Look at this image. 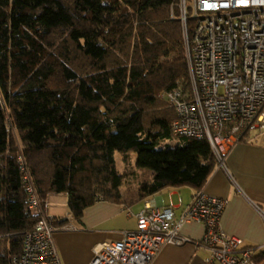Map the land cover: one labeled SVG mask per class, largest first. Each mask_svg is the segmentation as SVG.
<instances>
[{"label": "trees", "instance_id": "obj_1", "mask_svg": "<svg viewBox=\"0 0 264 264\" xmlns=\"http://www.w3.org/2000/svg\"><path fill=\"white\" fill-rule=\"evenodd\" d=\"M177 2L0 0V264L40 219L20 151L41 198L66 193L77 220L99 200L127 203L138 167L153 170L140 196L205 186L218 165L207 138L158 147L176 135L164 93L189 88Z\"/></svg>", "mask_w": 264, "mask_h": 264}, {"label": "built area", "instance_id": "obj_2", "mask_svg": "<svg viewBox=\"0 0 264 264\" xmlns=\"http://www.w3.org/2000/svg\"><path fill=\"white\" fill-rule=\"evenodd\" d=\"M189 88L164 93L176 111L172 130L178 136L207 138L218 164L226 168L231 148L253 133H264V0H178ZM28 209L40 215L25 235L23 250L10 264H64L57 231L77 230L72 216H51L22 151L19 154ZM226 198L198 190L181 219L172 206L149 205L137 214L136 229L97 247L89 264H150L165 244L194 243L208 250L202 264H264V244L245 245L222 227ZM264 218V212L259 209ZM206 227L195 239L181 233L184 222ZM261 250V257L256 254Z\"/></svg>", "mask_w": 264, "mask_h": 264}, {"label": "crops", "instance_id": "obj_3", "mask_svg": "<svg viewBox=\"0 0 264 264\" xmlns=\"http://www.w3.org/2000/svg\"><path fill=\"white\" fill-rule=\"evenodd\" d=\"M225 162L226 168L218 164L202 189L227 199L221 218L227 233L241 237L245 245H262L264 218L259 209L264 212V133H253L236 143ZM197 191L191 186L168 187L151 195H141L134 203L99 200L85 210L81 220L69 211L71 222L78 229L55 234L64 264H89L95 249L102 243L119 239L124 230L136 229L137 214L149 205L172 206L176 220L181 219ZM46 213L56 216L47 209ZM205 231V225L195 221L184 222L181 226L182 234L195 239H201ZM260 252L256 254L259 258ZM208 253L202 245L169 243L159 250L150 264H202Z\"/></svg>", "mask_w": 264, "mask_h": 264}, {"label": "rangeland", "instance_id": "obj_4", "mask_svg": "<svg viewBox=\"0 0 264 264\" xmlns=\"http://www.w3.org/2000/svg\"><path fill=\"white\" fill-rule=\"evenodd\" d=\"M182 137L175 135L171 138H165L160 141L158 147L163 148L169 145L176 146L181 143ZM117 165L120 170H124L126 168L125 162L122 160L121 154L116 152ZM137 163V154L134 155L133 165L135 166ZM136 174L131 178L130 185L125 187V190L128 195V200L135 202V200H139L141 193V185L150 181L153 178V170L149 168H137ZM46 209L56 216H66L69 217V206H68V197L65 193H54L51 194L48 199L45 201ZM54 216V215H51Z\"/></svg>", "mask_w": 264, "mask_h": 264}]
</instances>
